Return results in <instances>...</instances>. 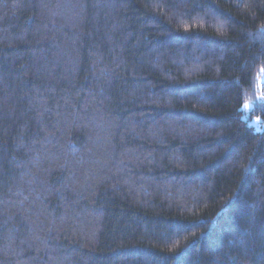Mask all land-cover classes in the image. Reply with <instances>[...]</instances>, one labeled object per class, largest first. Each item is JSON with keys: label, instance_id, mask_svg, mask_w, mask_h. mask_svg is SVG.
<instances>
[{"label": "trees", "instance_id": "1", "mask_svg": "<svg viewBox=\"0 0 264 264\" xmlns=\"http://www.w3.org/2000/svg\"><path fill=\"white\" fill-rule=\"evenodd\" d=\"M262 70L264 0H0V264H264Z\"/></svg>", "mask_w": 264, "mask_h": 264}, {"label": "rangeland", "instance_id": "2", "mask_svg": "<svg viewBox=\"0 0 264 264\" xmlns=\"http://www.w3.org/2000/svg\"><path fill=\"white\" fill-rule=\"evenodd\" d=\"M250 107V102L247 101L243 107V111L245 112L244 118L248 121L249 125L254 127L257 131H261L262 125L260 123V119L258 117H250L249 115Z\"/></svg>", "mask_w": 264, "mask_h": 264}, {"label": "snow or ice", "instance_id": "3", "mask_svg": "<svg viewBox=\"0 0 264 264\" xmlns=\"http://www.w3.org/2000/svg\"><path fill=\"white\" fill-rule=\"evenodd\" d=\"M262 71H264V70H262Z\"/></svg>", "mask_w": 264, "mask_h": 264}]
</instances>
